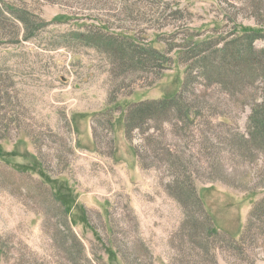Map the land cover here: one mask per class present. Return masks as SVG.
Listing matches in <instances>:
<instances>
[{"label":"rangeland","instance_id":"374dc122","mask_svg":"<svg viewBox=\"0 0 264 264\" xmlns=\"http://www.w3.org/2000/svg\"><path fill=\"white\" fill-rule=\"evenodd\" d=\"M11 1L35 37L0 31V264H264V221L246 233L264 197V155L244 156L239 137L250 103L211 89L191 125L156 116L132 129L134 105L182 91L186 63L168 53L171 66L158 72L117 48L62 39L82 27L80 10L119 17L114 3ZM170 3L184 18L144 36L161 52L163 37L182 41L172 25L185 23L221 43L249 30L264 48V0ZM178 181L200 204L189 190L187 208L175 200Z\"/></svg>","mask_w":264,"mask_h":264},{"label":"trees","instance_id":"16d2710c","mask_svg":"<svg viewBox=\"0 0 264 264\" xmlns=\"http://www.w3.org/2000/svg\"><path fill=\"white\" fill-rule=\"evenodd\" d=\"M8 1L0 0V31L5 26L15 28L19 26L26 34L25 41L31 40L35 37V34L30 35V32H33L34 22L28 18V11L25 8L17 9L11 0ZM15 1L21 2V0ZM70 1L79 2L84 6L99 2L105 7L114 3L121 15L115 17L107 14L104 20L88 14L90 9H86L87 13L80 10V13L72 16L82 27L62 36V39L69 44L79 43L95 50H101L100 43L109 51L110 48H117L119 52L130 56L133 60L137 58L144 65L153 64L158 72L171 66L173 54L168 53L177 54L186 63V80L182 91L173 98L145 101L134 105L128 112L132 129L139 128L138 126L145 128L149 125L148 122L146 125L145 121L152 120L156 116L157 122H160L162 117L164 123H174L176 127L181 122L191 125L205 116L202 112L205 111V107L200 102L201 98L211 89L217 92L221 90L225 96H237L236 102L243 106L250 103L251 114L247 121V134L239 136L245 150L242 154L244 156L246 153L257 154L256 151H259L264 155V48L256 46L255 33L245 30L241 35L235 33L233 39L221 43L218 38L201 39L200 34L190 29L187 23L172 25L174 30H177L175 34L182 41L175 43L172 38L169 40L166 36L163 37L162 41L167 46L165 53L149 45L144 36L153 29L154 23L184 18L186 12L184 14L180 9L170 10L168 6L172 5L170 0ZM130 32L133 36L127 35ZM212 116L220 118L221 122L217 123L219 127L229 126L231 122L218 112ZM186 190H189L194 200L200 204L194 187L191 186V190L185 189L179 181L176 182L175 200L185 208L182 197L186 193L190 194ZM256 220L264 221V197L256 202L251 212L246 233L252 231ZM213 230L214 228L211 229L212 234H214Z\"/></svg>","mask_w":264,"mask_h":264}]
</instances>
